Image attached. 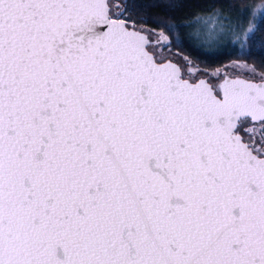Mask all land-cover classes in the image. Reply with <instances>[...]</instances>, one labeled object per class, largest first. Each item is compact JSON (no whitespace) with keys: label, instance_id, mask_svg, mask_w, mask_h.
<instances>
[{"label":"snow or ice","instance_id":"1","mask_svg":"<svg viewBox=\"0 0 264 264\" xmlns=\"http://www.w3.org/2000/svg\"><path fill=\"white\" fill-rule=\"evenodd\" d=\"M128 10L0 0V264H264V73L192 79Z\"/></svg>","mask_w":264,"mask_h":264},{"label":"trees","instance_id":"2","mask_svg":"<svg viewBox=\"0 0 264 264\" xmlns=\"http://www.w3.org/2000/svg\"><path fill=\"white\" fill-rule=\"evenodd\" d=\"M126 3L129 22L167 35L169 45L165 50L185 55L188 63L207 73L227 70L231 63H242L254 68L257 74L264 73V13H253L255 7L264 5V0H126ZM213 14L223 20L230 18L233 31H226L216 43L208 44L202 35L197 36L196 30L202 18Z\"/></svg>","mask_w":264,"mask_h":264},{"label":"rangeland","instance_id":"3","mask_svg":"<svg viewBox=\"0 0 264 264\" xmlns=\"http://www.w3.org/2000/svg\"><path fill=\"white\" fill-rule=\"evenodd\" d=\"M253 10H254L253 13H255V14H257V13L262 14V13H264V5H260L259 7H255ZM200 23L201 24H199V27L196 30L197 36L202 35L203 39L208 44H210L211 42L216 43V41L221 39V36L223 34H225L226 31H233V28H232L233 24H232L231 19L227 18V20H223V18H219L218 14H216V15L213 14L207 18H202V21H200ZM169 54H172V53L170 52ZM172 55L175 56L179 60V62L183 66L184 70L186 72H188V74L190 76H193V75L195 77L208 76L210 79H212L214 74H216V72L207 73L205 70L201 69L200 67H197L195 64L188 63L187 60L189 61V59L185 55L183 56V55H179V54H175V53H173ZM235 64L236 65L237 64L245 65L242 63H235ZM245 68L237 70V68H234V66H233L231 68H228L226 71H230L233 74L237 73L238 71H241L245 75L246 74L248 75L249 70L252 68L248 67V66H246Z\"/></svg>","mask_w":264,"mask_h":264},{"label":"water","instance_id":"4","mask_svg":"<svg viewBox=\"0 0 264 264\" xmlns=\"http://www.w3.org/2000/svg\"><path fill=\"white\" fill-rule=\"evenodd\" d=\"M127 22H129L128 20H127ZM129 23H131V22H129ZM138 27H141V26H138ZM142 28H144V29H147V30H150V29H148V28H145V27H142ZM153 35H150L149 36V39L152 41L153 40ZM161 59H164L165 60V62H167V61H171V62H173V63H176L179 67H181V70H182V73L183 72H185V70H184V68H183V66L181 65V63L178 61V60H176L175 58H172V57H168V58H161ZM234 65H236L235 63H231L230 65H229V67L228 68H231V67H233ZM211 73V72H210ZM223 74H226V75H229V76H235V75H237V74H241V78H245L246 77V75H244V74H242V73H235V74H233V73H231L230 71H226V70H223ZM189 77H191V76H189ZM192 79H195V78H197V77H191ZM198 78H200V79H210L208 76H199Z\"/></svg>","mask_w":264,"mask_h":264},{"label":"flooded vegetation","instance_id":"5","mask_svg":"<svg viewBox=\"0 0 264 264\" xmlns=\"http://www.w3.org/2000/svg\"><path fill=\"white\" fill-rule=\"evenodd\" d=\"M153 40H152V42L154 43V44H156L157 43V35H153ZM162 43V42H161ZM158 52H159V55H160V58H168V57H172V58H175L176 60H178L175 56H173L172 54H169L170 52L168 51V50H165L164 49V46H158ZM186 72V71H185ZM221 74H223V70H220L219 71ZM188 73V72H187ZM189 75V74H188ZM190 76V75H189ZM191 77H195L194 75L193 76H191ZM217 79H218V77H217ZM260 134V132H259V130H258V128L255 130V135H259Z\"/></svg>","mask_w":264,"mask_h":264}]
</instances>
